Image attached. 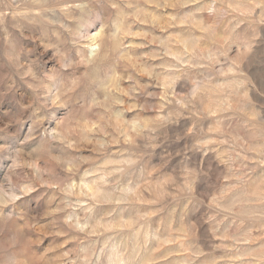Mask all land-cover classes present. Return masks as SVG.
<instances>
[{
    "label": "rangeland",
    "instance_id": "rangeland-1",
    "mask_svg": "<svg viewBox=\"0 0 264 264\" xmlns=\"http://www.w3.org/2000/svg\"><path fill=\"white\" fill-rule=\"evenodd\" d=\"M0 264H264V0H0Z\"/></svg>",
    "mask_w": 264,
    "mask_h": 264
},
{
    "label": "bare ground",
    "instance_id": "bare-ground-1",
    "mask_svg": "<svg viewBox=\"0 0 264 264\" xmlns=\"http://www.w3.org/2000/svg\"><path fill=\"white\" fill-rule=\"evenodd\" d=\"M96 40V39H95Z\"/></svg>",
    "mask_w": 264,
    "mask_h": 264
}]
</instances>
